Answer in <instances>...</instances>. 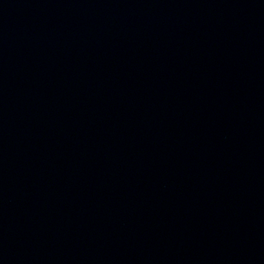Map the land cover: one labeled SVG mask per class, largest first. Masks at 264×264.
<instances>
[{
  "label": "water",
  "instance_id": "1",
  "mask_svg": "<svg viewBox=\"0 0 264 264\" xmlns=\"http://www.w3.org/2000/svg\"><path fill=\"white\" fill-rule=\"evenodd\" d=\"M0 264H264V0H0Z\"/></svg>",
  "mask_w": 264,
  "mask_h": 264
}]
</instances>
